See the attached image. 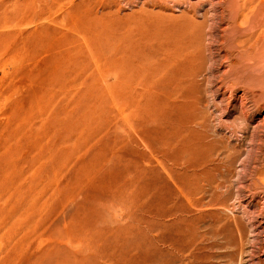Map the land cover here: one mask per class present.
Returning <instances> with one entry per match:
<instances>
[{"label": "rangeland", "instance_id": "1", "mask_svg": "<svg viewBox=\"0 0 264 264\" xmlns=\"http://www.w3.org/2000/svg\"><path fill=\"white\" fill-rule=\"evenodd\" d=\"M0 264H264V0H0Z\"/></svg>", "mask_w": 264, "mask_h": 264}, {"label": "bare ground", "instance_id": "2", "mask_svg": "<svg viewBox=\"0 0 264 264\" xmlns=\"http://www.w3.org/2000/svg\"><path fill=\"white\" fill-rule=\"evenodd\" d=\"M115 33V32H114ZM65 34V33H64ZM175 34V33H174ZM146 41V40H145ZM167 47V46H166ZM124 50V49H123ZM166 50H168V49H166ZM125 51V50H124ZM183 51V50H182ZM172 52V51H171ZM170 52V53H171ZM173 52H174V50H173ZM141 53V52H140ZM181 54V53H180ZM163 59V58H162ZM176 59V58H175ZM168 63V62H167ZM175 63H177L178 64V62H175ZM169 64V63H168ZM138 69V68H137ZM176 69V68H175ZM174 71H176V70H174ZM193 71V70H192ZM190 72V71H189ZM134 74V73H133ZM184 75V74H183ZM180 78V77H179ZM181 78H182V76H181ZM175 79V78H174ZM168 81V80H167ZM174 81V80H173ZM188 82V81H187ZM136 84V83H135ZM168 85V84H167ZM172 85H173V83H172ZM170 86H171V84H170ZM171 92V91H170ZM174 94H176V93H174ZM177 95V94H176ZM166 96V95H165ZM153 103V102H152ZM166 107V106H165ZM117 111V110H116ZM122 118V117H121ZM171 126V125H170ZM140 128V127H139ZM179 129V128H178ZM141 130V129H140ZM167 131V130H166ZM167 133V132H166ZM168 144V143H167ZM173 145V144H172ZM167 147V146H166ZM120 150V149H119ZM197 176V175H196ZM262 179V178H261ZM182 189V188H181ZM182 190H180V192H181ZM185 196H187V195H185Z\"/></svg>", "mask_w": 264, "mask_h": 264}]
</instances>
